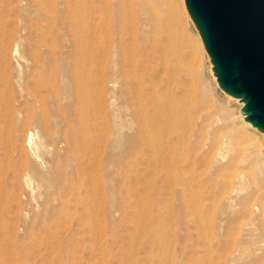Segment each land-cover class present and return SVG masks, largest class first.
<instances>
[{"label": "rangeland", "instance_id": "1", "mask_svg": "<svg viewBox=\"0 0 264 264\" xmlns=\"http://www.w3.org/2000/svg\"><path fill=\"white\" fill-rule=\"evenodd\" d=\"M98 1L115 14L103 32L122 30L132 50L122 63L106 42L91 61L98 85L92 107L99 126L92 134L101 185L92 194L81 186L71 154L58 144L67 128L62 114L74 116L72 102L63 99L59 107L51 90L55 85L62 97L72 93L77 45L67 2L0 0V264H240L236 241L243 238L199 236L179 186L165 184L156 167L159 142H146L142 1ZM155 1L173 42L182 82L175 92L186 101L190 124L186 136L194 128L207 138L234 131L264 161V132L245 120L244 102L218 85L185 0ZM43 78H53L54 85L47 89ZM39 91L49 95L46 115ZM258 157L248 165L254 170Z\"/></svg>", "mask_w": 264, "mask_h": 264}, {"label": "bare ground", "instance_id": "2", "mask_svg": "<svg viewBox=\"0 0 264 264\" xmlns=\"http://www.w3.org/2000/svg\"><path fill=\"white\" fill-rule=\"evenodd\" d=\"M140 1L145 10V21L143 20L139 30L145 35V138L149 145L159 142L156 145H159L157 161L160 163L156 167L164 172L165 184L172 182L179 186V198L183 202L185 213L192 217L191 222L199 236L211 240L218 236L222 238L225 235L231 237L238 234L243 238L239 245L238 240L236 241L243 258L241 263L244 261V264H264V188L258 184L264 186V161L260 158L257 147L250 140L234 134V131H221L213 138H207L194 128L186 136L190 124L184 116L186 101L177 97L175 92L182 82L173 62L174 49L170 32L157 1ZM66 2L70 9L68 27L77 45L74 70H70L69 74L72 78V93L62 97L53 89L55 85L50 83L53 78L49 81L45 78L43 80L47 89L54 85L51 90L59 107L63 99L72 102L70 105L73 107L74 116L68 118L65 113L62 114L67 128L58 144L63 145L64 150L71 154L72 161L76 162L81 186L88 193L97 194L101 192V185L96 180L99 162L96 149L93 148L96 135L92 133L99 125L92 103L98 85L91 61L95 51L104 50L105 43L109 42L110 53L113 49V56L126 63V55L129 49L132 50L128 43L130 36L122 30L116 32V29H113L116 33L109 30L103 32L108 22L110 29L115 14L98 0H77L74 4L70 0ZM85 7L87 13L84 12ZM214 75L217 80V73ZM36 96L46 115L49 95L39 91ZM31 142L30 138L29 144ZM150 148L154 149V146ZM157 150L155 153H158ZM223 151L227 155H223ZM154 155L152 158L155 159ZM225 156L228 160H225ZM253 156H259L256 165L258 167H254L257 172L248 166L252 163ZM241 188L243 192L246 190L245 194L240 193ZM209 244L212 247V241Z\"/></svg>", "mask_w": 264, "mask_h": 264}, {"label": "water", "instance_id": "3", "mask_svg": "<svg viewBox=\"0 0 264 264\" xmlns=\"http://www.w3.org/2000/svg\"><path fill=\"white\" fill-rule=\"evenodd\" d=\"M185 2L218 85L244 102L245 120L264 132V0Z\"/></svg>", "mask_w": 264, "mask_h": 264}]
</instances>
